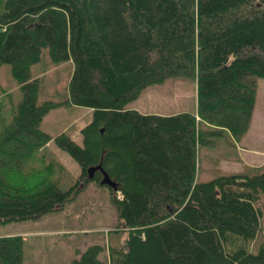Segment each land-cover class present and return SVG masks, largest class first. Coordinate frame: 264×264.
<instances>
[{
	"label": "trees",
	"instance_id": "16d2710c",
	"mask_svg": "<svg viewBox=\"0 0 264 264\" xmlns=\"http://www.w3.org/2000/svg\"><path fill=\"white\" fill-rule=\"evenodd\" d=\"M45 47L54 63H74L63 102L39 103L32 66ZM2 64L22 99L0 129V227L64 209L90 181L105 185L102 171L88 176L101 164L117 184L105 185L117 228L108 246L90 244L71 264H264V242L252 248L264 172L198 178L202 147L251 129L264 77V0H0ZM171 77L197 81L196 112L127 107ZM61 105L91 109L82 144L43 128ZM51 140L82 168L67 189L50 179L51 164L30 166ZM26 242L0 234V264H25Z\"/></svg>",
	"mask_w": 264,
	"mask_h": 264
},
{
	"label": "rangeland",
	"instance_id": "374dc122",
	"mask_svg": "<svg viewBox=\"0 0 264 264\" xmlns=\"http://www.w3.org/2000/svg\"><path fill=\"white\" fill-rule=\"evenodd\" d=\"M73 70L72 60L54 63L48 47H45L41 61L32 66V77L40 79L39 103L65 101L69 96L68 84ZM21 99L20 84L14 78L10 64L0 65V129L5 124L3 119L6 118V122L10 119ZM127 104L128 108L150 114L196 112L197 81L192 78L171 77L163 84L146 87L136 99ZM92 116L91 109L87 107L61 105L46 115L43 128L52 136L65 131L82 144L81 129L91 121ZM217 148H201L199 180L206 181L225 173L247 172L248 169L256 168L264 172V77L258 79L256 107L250 131L240 140L231 134L220 137ZM37 154L38 158L30 166L42 169L51 164L50 179L64 189L79 181L81 166L67 151L57 146L54 140L41 147ZM44 176L47 179L48 176ZM258 205L264 210V193ZM117 222L118 214L110 200L109 187L90 181L64 209L36 220L14 221L2 225L0 234L24 236L27 240L25 264H71L90 244L101 243L108 246V234H113ZM125 237L126 233H122L120 240ZM261 242H264V218L257 242L253 243L252 248H256ZM104 256L108 258V251Z\"/></svg>",
	"mask_w": 264,
	"mask_h": 264
},
{
	"label": "water",
	"instance_id": "95a60500",
	"mask_svg": "<svg viewBox=\"0 0 264 264\" xmlns=\"http://www.w3.org/2000/svg\"><path fill=\"white\" fill-rule=\"evenodd\" d=\"M97 170H100L103 172V179L101 181L102 184H105V185H108V186H111L115 189H117V184L115 181H113L110 176L108 175V173L103 169L102 165L99 164L97 166H92L88 169V172H89V175L90 177H93L94 174L96 173Z\"/></svg>",
	"mask_w": 264,
	"mask_h": 264
},
{
	"label": "crops",
	"instance_id": "0c3cea01",
	"mask_svg": "<svg viewBox=\"0 0 264 264\" xmlns=\"http://www.w3.org/2000/svg\"><path fill=\"white\" fill-rule=\"evenodd\" d=\"M258 152V151H257Z\"/></svg>",
	"mask_w": 264,
	"mask_h": 264
}]
</instances>
